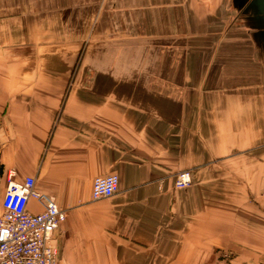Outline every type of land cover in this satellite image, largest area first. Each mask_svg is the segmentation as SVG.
Returning <instances> with one entry per match:
<instances>
[{
	"label": "crops",
	"instance_id": "crops-1",
	"mask_svg": "<svg viewBox=\"0 0 264 264\" xmlns=\"http://www.w3.org/2000/svg\"><path fill=\"white\" fill-rule=\"evenodd\" d=\"M250 1L229 0L232 28L226 0H0V215L8 182L31 177L66 213L55 264H153V240L179 228L231 240L250 199L264 214V22ZM185 170L191 188H174ZM108 175L117 192L91 201Z\"/></svg>",
	"mask_w": 264,
	"mask_h": 264
},
{
	"label": "built area",
	"instance_id": "built-area-1",
	"mask_svg": "<svg viewBox=\"0 0 264 264\" xmlns=\"http://www.w3.org/2000/svg\"><path fill=\"white\" fill-rule=\"evenodd\" d=\"M191 183L187 171L176 176L175 187L184 189ZM118 189V177L108 175L93 180V202L112 197ZM33 200L39 213L28 210ZM0 264H55L59 249L53 235L66 220V213L50 197L35 189L31 177L8 182L1 203Z\"/></svg>",
	"mask_w": 264,
	"mask_h": 264
},
{
	"label": "rangeland",
	"instance_id": "rangeland-1",
	"mask_svg": "<svg viewBox=\"0 0 264 264\" xmlns=\"http://www.w3.org/2000/svg\"><path fill=\"white\" fill-rule=\"evenodd\" d=\"M225 9L229 26L240 28L241 13L234 10L229 0H226ZM185 171L191 178V172ZM178 174L174 177V188H176L175 179ZM249 185L251 186L250 182ZM191 186L192 178L189 187L184 189ZM248 208L247 220L242 222L245 225L244 228L237 223V227L231 229V240H196L190 238L187 233L183 234L184 230L181 228H179V240H153V252L157 251L155 253L159 255V259L153 264H264V240H260L261 235L264 234V214L258 212L261 207L255 200H249ZM232 216L239 217V214ZM216 217V224L221 223L218 221V214ZM186 223L187 219L179 216V227ZM192 232L194 238H203L204 235L210 234L212 237L222 239L224 235L223 229H198ZM238 237H247L248 240H234Z\"/></svg>",
	"mask_w": 264,
	"mask_h": 264
},
{
	"label": "water",
	"instance_id": "water-1",
	"mask_svg": "<svg viewBox=\"0 0 264 264\" xmlns=\"http://www.w3.org/2000/svg\"><path fill=\"white\" fill-rule=\"evenodd\" d=\"M250 4L253 8L257 9L258 14L261 16L264 22V0H251Z\"/></svg>",
	"mask_w": 264,
	"mask_h": 264
}]
</instances>
